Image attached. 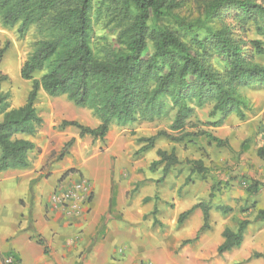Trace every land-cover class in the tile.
Returning <instances> with one entry per match:
<instances>
[{"label": "trees", "instance_id": "16d2710c", "mask_svg": "<svg viewBox=\"0 0 264 264\" xmlns=\"http://www.w3.org/2000/svg\"><path fill=\"white\" fill-rule=\"evenodd\" d=\"M179 4L177 0H0L4 27H16L20 35L33 26L42 31L21 68L22 78L32 82L23 105L11 106L9 92L1 89L9 76L0 72V172L30 168V153L40 151L34 141L19 137L35 136L43 126L36 106L40 89L51 97L66 96L75 105L91 109L100 120L98 126L68 119L59 125L61 129L76 127L80 137L91 135L105 141L113 122L126 125L171 119V131L161 129L139 136L142 146L137 152L154 148L159 138L189 145L195 144L198 136H205L217 146L229 145L227 139L199 126L205 122L195 119L196 109L212 104L209 116L215 120L206 125L213 127L222 125L234 112L240 119L246 117L249 99L239 88L253 81L264 85V65L255 60V55L264 54V41L249 38L246 26L252 22L256 34L264 35V0H207L203 18L194 20L175 12ZM227 11H232V22H220L219 26L209 23L221 21ZM98 25L110 27L114 37L98 36ZM4 51H0V58ZM36 73L41 76L35 77ZM75 142L71 137L56 159L68 155ZM156 154L158 159L150 168L163 164L156 181L161 183L180 160L174 148H159ZM258 155L264 158V146ZM189 163L202 176L208 171L201 159ZM257 186L253 182L248 192H257ZM196 208L203 212L201 232L210 226L209 202L199 201L181 212L178 223ZM255 220L264 221V208ZM250 223L243 219L236 229L225 227L218 253L240 247ZM198 235L182 244L195 241ZM44 251L48 252L46 247ZM255 255L264 257V252Z\"/></svg>", "mask_w": 264, "mask_h": 264}, {"label": "crops", "instance_id": "0c3cea01", "mask_svg": "<svg viewBox=\"0 0 264 264\" xmlns=\"http://www.w3.org/2000/svg\"><path fill=\"white\" fill-rule=\"evenodd\" d=\"M257 38L264 41V35H258ZM255 60L264 65V54L255 55ZM239 91L249 99V107L244 109L246 117L238 122L237 113L234 112L222 125L211 126L210 131L222 139H230L232 146L236 143L235 135L248 139L246 152L242 156L243 172H247L252 177L251 183L245 179L242 184L246 190L237 194H233L229 185L223 184L224 188L211 199L218 200L220 197L249 199L253 203L256 202L255 207L249 208V213L256 215L264 208L262 186L264 178H261L264 177V158L258 155L260 135L257 134L260 125H264V85L260 81H253L242 85ZM234 123L236 129L232 128ZM72 135L80 139L78 132ZM41 136V130L35 136L19 135L20 138L34 141L37 147L42 148V152L36 157L35 151L30 153V157L33 158V165L30 168L0 172V264H253L256 259L264 258L255 255L264 252V221L250 223L247 226L240 247L219 254L218 246L224 241V237L223 239L220 237L213 247V254L208 255L205 252L204 241L213 229L211 226L199 232L203 225V221H200L190 233L183 235L178 231L181 227L176 228L175 224L161 222L160 218L152 213L155 206L158 212H161L159 202L167 205L162 196L156 201L150 193L142 194L143 186L137 188L128 198L127 191L134 181L142 185L144 183L141 182L145 181L154 187L155 180L159 176L150 173V168L141 174L137 160H124L120 157L123 149L119 142L117 143V139L115 140L113 123L105 140L108 142L106 147L89 156L96 159L104 155V158L95 162L92 160L91 164L88 157L75 164L58 161L46 169V159L50 152ZM176 145L177 143L170 150L174 148L177 153ZM253 150L254 156L249 154ZM179 160L180 163L173 166L164 181L158 185L160 190H163L169 177H174L181 169L177 182L179 188L186 180L197 181L202 177L199 172L194 171L193 165L183 162L180 157ZM201 160L211 172L212 181H216L218 177V182L222 179H225L224 183L227 182L229 176L226 175H229L228 172L231 174L232 171L225 159L216 161L211 169L209 162ZM70 168H76L80 175L93 184V194L88 209L79 216H68L61 210L53 211L47 205V198L44 199L62 183V176ZM162 168L163 164L153 171L160 172ZM253 182L258 183V191L248 192ZM114 183L120 185L115 195H112ZM124 183L128 187L124 188ZM187 189L181 193H178V190H170L168 193L174 199L177 213H181L179 211L181 205L189 209L201 200L200 197L186 200L185 195L190 192ZM144 200L147 202L144 203ZM207 202L210 205L215 203L214 200ZM183 204H186V207ZM227 205L230 204L216 206L225 212L224 208L229 207ZM230 207L234 206L230 205ZM194 213L200 219L203 217L201 208H196L188 218L190 219ZM6 214L9 217L6 218ZM251 227L254 230L251 239H247V231ZM224 229L225 227L220 228L218 234L223 236ZM198 233L195 241L182 244L184 240L194 238ZM38 240H42L43 244L38 243ZM256 240L260 245H254ZM45 247L48 252L44 251ZM243 248L248 250L244 254L239 252ZM235 249H238V252L234 251ZM229 252H234V255Z\"/></svg>", "mask_w": 264, "mask_h": 264}, {"label": "rangeland", "instance_id": "374dc122", "mask_svg": "<svg viewBox=\"0 0 264 264\" xmlns=\"http://www.w3.org/2000/svg\"><path fill=\"white\" fill-rule=\"evenodd\" d=\"M180 2L179 7L175 10L177 14H179L181 17H184L188 20H194L197 18H203L204 16V5L207 0H177ZM232 11H227L226 16H223L221 18V21L218 19L209 22L210 24L214 26H219L221 23H227L229 24L232 22L231 18ZM228 17V18H227ZM218 23L216 24L215 23ZM164 23H170L168 19L163 20ZM96 34L99 36H107L109 39H112L115 35L114 31L111 30L110 27H103L102 25L96 26ZM249 38H257L258 34L255 32V26L251 22L246 26V33ZM42 37V31L41 28L37 26L31 27V29L24 35H20L16 29V27L13 28H6L4 27L0 22V51L5 48V51L2 54V57L0 58V72L7 74L9 78L2 83V90L4 92H9L10 97L9 101L12 107H19L23 105L26 102L28 93L32 87V82L29 80H25L21 76V68L22 65L29 55V53L33 50V44L34 42ZM150 48L152 49V46L150 44ZM216 64L219 67H222V64L219 60H216ZM41 76V73H36L35 77L39 78ZM37 109L40 113V115L44 119L43 126L41 127L42 131V141L45 144V147L48 149L50 154L47 156L46 159V169H49L55 162L61 161L65 162V164H70L71 162L73 164L77 162L83 161V159L88 158L90 155L97 153L99 150H103L104 147L108 144L106 141H101L100 139H94L91 135H85L83 137L76 138V142L73 144V146L70 148V153L66 155L64 158L57 160V156L59 155L63 145L73 136V133H79V130L76 127H70V129H61L59 127L60 123L64 119L68 120H77L81 123H84L86 125H90L92 127H96L99 125L100 120L96 117H94L91 109L86 107H80L75 105L72 101L68 100L66 96H60V97H51L48 95L43 89H40L39 96L36 101ZM212 108V104L209 103L203 108H197L196 109V120H200L202 122H205V124H199L200 127L205 128L207 130H210L211 126L206 125V122L215 120V118H211L209 116V112ZM236 113V112H235ZM172 116V115H171ZM238 117V115H237ZM2 116L0 115V119ZM238 122L242 121L243 119L237 118ZM170 124L171 119L166 120H160L155 122H144V123H128L126 125H119L116 122H113V130L115 132V140L117 139V143L119 142V145L122 147L123 150L120 157L124 160L126 159H132L138 161V168L139 172L142 174L146 172V170L150 167H148V164L151 163L154 159H156L158 156L156 154L157 149H168L175 144L171 142L170 140L166 138H161L157 140L156 145L154 148H151L149 151L138 153L141 143L137 141V138L139 136H150L155 134L158 130L166 129L168 131L170 130ZM208 124V123H207ZM263 125V124H262ZM258 128V136L260 135V141L259 145L260 147H263L261 144V138L263 135L264 127ZM264 126V125H263ZM233 129H236L237 126L234 123L232 125ZM233 146L230 145V139L225 138L228 140L229 145L227 146H217L215 142H210L208 138L205 136H198L196 139L195 144L190 145H184L182 143H177L176 149H177V155L183 160V162H186L189 164V161L192 159H204L205 162H209L210 169L213 168V164L216 163V161L220 159H225L228 167L231 169L232 173L228 172L226 175L229 176L226 183H224L225 179H222L221 182H218V177L216 181H212L210 179L211 172L208 171L204 176H202L197 181L193 180H186L185 184L182 185V187L179 188V174L182 172V169L174 175V177H169L168 182L163 187V190H160L158 185L160 183L156 182L155 180V186L153 187L150 185V183H144L139 184L138 182H133L132 187L128 189L127 191V197L129 198L137 188L143 187V190L141 191L143 193H150L152 198H154L156 201L159 199L160 196L164 198L165 203L167 205H163V202H159V207L161 208V212L155 213L152 212L155 215L160 218L161 222H169L171 224H175L176 228L181 227L178 231L181 232L183 235L188 234L193 230L200 221H203V217L201 219L199 218L196 213H194L191 218L186 219L183 223H178V217L180 213H177L175 210L176 204L174 203V199H172L170 194V190L177 191L178 193H181V191H187L189 190L185 196L186 200H190L194 197H200V201H212L214 200V204L211 205V211H210V226L213 228L210 234L207 235L204 245H205V252L208 255H212V251L214 250L213 247L218 241V239H223V236L221 234H218V230L220 228L224 227H231V228H237L238 223L243 219H249L251 223H258L259 221L255 220V214L249 213V208L255 207L256 202L253 203L252 201H249V199L244 198H232L227 199L224 197H220L218 200L211 199L210 200V194L217 195L218 191H221V189L224 188L223 184L229 185L230 189L233 190V194H237L238 192L245 191L246 188L242 184V182L246 179L247 181H251L252 177L248 175L247 172H243L244 166H243V154L246 152V148L248 145V139H242L241 135H235ZM247 144V145H246ZM40 151H35V157L40 155L42 152V148L38 147ZM129 150V151H127ZM249 152V150L247 151ZM250 155L254 156V150L253 152L249 153ZM93 157H89V163L95 162L97 159H103L104 155H101L99 157H96V159H92ZM118 159V158H117ZM91 164V163H90ZM190 165V164H189ZM157 169V168H156ZM69 170H75L73 172H68ZM67 170L64 175L62 176L61 182L64 183V185H70L72 184L75 179L81 177L79 171L76 168H70ZM151 170V168H150ZM68 172V173H67ZM153 175H158L160 178L162 175V170L154 172L153 170L150 171ZM224 175V174H222ZM223 177V176H222ZM261 177V176H260ZM264 178V177H261ZM127 179V178H126ZM125 179V180H126ZM216 179V178H214ZM91 182V181H90ZM223 182V183H222ZM251 183V182H250ZM92 184V182H91ZM174 184V185H173ZM120 184L114 183V187L112 190V195H115V192L119 189ZM173 186V187H172ZM264 187V184L262 185ZM128 187L124 183V188ZM172 187V188H171ZM234 187L235 189H232ZM93 188V184H92ZM179 188V189H177ZM264 189V188H263ZM194 191V193H193ZM93 194V193H92ZM48 194L44 197L46 199ZM187 201V202H188ZM147 201L144 200V203ZM45 203V202H44ZM218 204H230L234 206L231 210L228 212H222L217 208L216 205ZM113 205V203H112ZM184 207H186V204ZM230 205H227L230 207ZM179 211H183L187 208H183L181 205ZM159 213V214H158ZM8 214L5 215L7 218ZM155 216V217H157ZM9 217V216H8ZM156 222H160L157 220ZM185 224V225H184ZM183 225V226H182ZM254 230L253 227H251L247 231V239H251L252 231ZM219 235V236H218ZM254 241V245L258 246V244ZM195 248V247H194ZM238 249H235L234 251H237ZM248 250L243 248L240 249L239 252L246 253ZM231 255H234V252H229ZM257 256V255H256ZM264 262V258L256 259L253 264H262Z\"/></svg>", "mask_w": 264, "mask_h": 264}, {"label": "built area", "instance_id": "2783aa9c", "mask_svg": "<svg viewBox=\"0 0 264 264\" xmlns=\"http://www.w3.org/2000/svg\"><path fill=\"white\" fill-rule=\"evenodd\" d=\"M261 143L264 146V131ZM92 193L90 180L81 176L70 185L58 184L48 195L47 205L53 211L61 210L68 216H79L87 211Z\"/></svg>", "mask_w": 264, "mask_h": 264}]
</instances>
